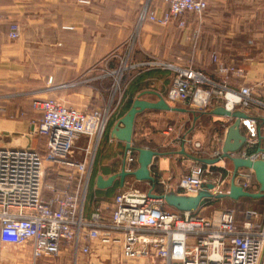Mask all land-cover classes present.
I'll return each instance as SVG.
<instances>
[{
    "label": "built area",
    "instance_id": "built-area-1",
    "mask_svg": "<svg viewBox=\"0 0 264 264\" xmlns=\"http://www.w3.org/2000/svg\"><path fill=\"white\" fill-rule=\"evenodd\" d=\"M162 1L166 8L161 15L151 12L149 4L145 5L139 16V27L150 22L167 28L176 22L180 29H184L187 15H195L201 23L209 2ZM15 30L9 36L12 40L18 38ZM134 43L135 38L131 36L124 46L125 58L130 56ZM217 66V71L224 77L220 83L201 72L184 69L156 57L150 56L148 62L138 65L121 61L117 70L108 71L107 75L113 79L111 100L102 109L88 114L54 99L36 102L35 108L41 118L34 122L35 134L42 137L44 148L0 147V264H15V259H22L20 256L28 250L26 264H41L46 258L58 256L65 245L70 247L77 263L81 255L91 254L94 242L119 247L121 258L128 261L154 256L163 264H264V212L246 210L242 214L243 219H238L234 210L216 211L209 217L200 214L216 200L195 212H171L166 209L164 200L149 197L152 185L144 191L129 188L125 183L115 197L109 222L103 221L100 210L94 212L90 220L85 217L99 145L109 121L123 105L124 88L128 86L127 80L123 82L124 75L129 76L139 67L175 73L167 100L196 112L207 111L214 101H220L230 111L249 108L254 103V89L250 86L239 90L228 87L230 79L242 78L244 71L223 63ZM231 99L235 103L231 104ZM246 121L251 123L249 125L254 131L245 136L246 142L239 151L229 153L225 159H222L223 148L220 145L204 157L200 155L203 144L185 138L184 144L192 147L193 156L219 159V162L203 164L194 160L188 173L175 185L157 174L156 186L158 184L161 190L154 193L175 191L196 196L204 185L212 184V194H229L234 175V168L230 166L234 167V159L264 162V134L261 130L257 132L255 118L249 117ZM172 129L170 126L168 132ZM82 138L88 144L77 148ZM46 162L71 169L62 190L47 194ZM138 168V153L127 152L125 171L133 173ZM234 184L251 194L260 192L253 169L240 168Z\"/></svg>",
    "mask_w": 264,
    "mask_h": 264
},
{
    "label": "crops",
    "instance_id": "crops-1",
    "mask_svg": "<svg viewBox=\"0 0 264 264\" xmlns=\"http://www.w3.org/2000/svg\"><path fill=\"white\" fill-rule=\"evenodd\" d=\"M146 4L156 15H161L166 8L162 0H0V147L44 148L42 137L35 134L34 122L41 118L35 108L36 102L54 99L88 114L102 109L110 81L99 79L104 69L101 61L128 41ZM194 17L187 15V26L181 31L176 22L167 28L145 22L142 27L149 33L145 39L147 51L158 54L166 46V49L174 47L170 48L171 52L178 53L182 49L179 44L193 42L187 48L194 55L193 64L216 83L224 79L217 71L218 63L241 68L244 76L230 79L228 87L239 90L250 86L254 89V103L249 108L237 110L255 118L257 132L261 130L264 134V104L255 102H264V0H209L201 23ZM15 28L18 38L12 40L9 36ZM152 29L157 32L153 34ZM167 50L169 53V48ZM115 67L116 62L111 60V68ZM175 77V73L169 70H138L128 80L129 85L136 79L137 82L132 97L131 94L125 96L121 109L108 124L105 144L109 149L111 147V157L95 177L94 196L85 208L88 220L99 210L104 222L111 220L115 197L122 190L120 180L114 183V193L107 196L108 189L97 188V178L107 179L123 170L126 144L112 139L111 132L139 94L158 93L171 107L185 110H148L136 118L134 146L160 153L151 166L155 179L158 174L175 185L188 173L194 161L192 157H196L191 153L192 147L184 144L185 138L201 142L200 155L204 157L218 145L223 148L227 130L234 119L212 114L213 110L222 107L220 101H214L203 112L169 102L167 92ZM141 99L147 102L159 100L152 93ZM165 113L187 117L188 120L186 124H175V117ZM164 117H169L171 122L163 127ZM249 124L246 120L242 122L244 136L254 131ZM170 126L173 129L168 132ZM61 168L65 170L66 181L71 169ZM130 179L127 178L125 183L130 185ZM156 189L161 190L158 184ZM120 254L119 247L94 242L91 254L81 255L76 264H116L115 256L120 258ZM74 262L70 247L65 245L58 256L46 258L41 264ZM124 264L133 263L127 261Z\"/></svg>",
    "mask_w": 264,
    "mask_h": 264
},
{
    "label": "water",
    "instance_id": "water-1",
    "mask_svg": "<svg viewBox=\"0 0 264 264\" xmlns=\"http://www.w3.org/2000/svg\"><path fill=\"white\" fill-rule=\"evenodd\" d=\"M152 93L156 95L159 100L157 102H147L142 100L145 94ZM167 111V112H176V111H185L178 108L171 107L166 100L158 93L155 92H143L137 96L134 100L131 108L126 113V115L115 125L114 129L111 132V137L114 140L124 142L126 144V154L129 151H135L138 153V163L139 168L133 172L128 173L125 171V162L126 155L124 160L123 170L115 175L110 176L105 179L102 176L97 178V188L100 190H107L114 186V183L117 180H120V185L123 188L126 182V179L129 177L135 178L138 182H147L152 184V188L149 191V197L154 199H162L167 206L177 210L181 213L186 212H195L200 208L211 203L213 200H224L231 199L233 201H239L241 199H264V162H251L250 160L234 159V175L233 181L230 188L229 194H220L214 195L210 191L214 189V185L207 184L203 186V189L196 196H186L179 194L175 191H170L166 194H155L156 190V180L151 173V166L153 165L154 160L160 156L159 152L153 151L148 148H136L133 144V135L135 129V122L137 116L148 111ZM213 115L234 119V123L228 128L225 142L223 145V154L222 159L228 158L229 153H235L239 151L246 142V137L243 135L241 130V125L243 120L249 119V116L243 111H230L225 107H218L212 111ZM264 140V136L262 137ZM185 152V151H183ZM193 160H197L203 164H214L219 162V159L208 160V159H198L192 157ZM240 168L253 169L257 181L260 184V192L257 194H251L245 192L242 188L237 187L234 184V179L237 171Z\"/></svg>",
    "mask_w": 264,
    "mask_h": 264
},
{
    "label": "rangeland",
    "instance_id": "rangeland-1",
    "mask_svg": "<svg viewBox=\"0 0 264 264\" xmlns=\"http://www.w3.org/2000/svg\"><path fill=\"white\" fill-rule=\"evenodd\" d=\"M205 15V14H204ZM196 19L197 22H199V18L194 17ZM191 20V18L189 19V21ZM188 21V20H187ZM159 31V30H158ZM161 31V30H160ZM159 31V32H160ZM181 31V29H180ZM154 32H157V30H153L152 29V33L155 34ZM149 33L145 32L143 27H139V25L136 24V26L133 28L131 36H133L135 38V43L133 45L131 54L129 57H126V48L124 47L126 42L124 44H121L119 49L117 48L114 52H110L108 53V56L105 57L101 63L102 66L104 67V69L102 70L99 79L101 80H109L110 81V85L108 87V92H106L105 94V103L109 102V100H111V88L113 85V79H111V76H108V71L111 72V70H117L120 67V63L127 61L128 64L131 65H138V64H142L145 62L149 61V57H156L159 58L160 60L187 69V68H191L194 71H198L201 72V68L199 67H195V65L193 64L194 62V55L193 53L190 51H188V47L189 45H192L193 42H188L185 41L184 43H181L179 45H181L182 49H180L177 52H171V49L174 47H167L169 48V53H168V48L166 49V46L163 48V50H159L158 54L161 56H159L157 53H151V51H147L149 49H147V44L145 43V39L147 38V35ZM166 35V34H165ZM131 36L129 37V39L131 38ZM128 39V40H129ZM176 47V44H175ZM171 48V49H170ZM145 54H149L146 55ZM146 59V60H145ZM111 60L116 62V67L115 68H111ZM194 65V66H193ZM146 67H139L136 68L134 70L131 71V74L128 76L127 74L124 75V80L123 82L125 83L126 80H131L134 75L137 73L138 70H146L144 69ZM149 69V68H147ZM200 70V71H199ZM135 73V74H132ZM202 73V72H201ZM128 76V78H127ZM126 78V79H125ZM79 83V82H78ZM128 87H129V83L128 86H126L124 88V98L127 95L128 92ZM259 101V100H258ZM260 103H263L262 101H259ZM116 115V114H115ZM114 115V116H115ZM166 116H174V122L175 124H184L188 119L187 117H183V116H179V115H172L170 113V115H167V113H165ZM197 115V113H196ZM169 118V117H168ZM166 117L163 118V122L162 125L163 127L166 126V124H169L171 121H169L170 119H168ZM109 123L111 124V120L109 121ZM186 124V123H185ZM109 126V125H108ZM108 129V128H107ZM109 130V129H108ZM106 133V132H105ZM108 133L109 131H107L106 135H104L98 151H97V156L93 165V173L91 175V184H90V189H89V193L90 191L93 189L94 187V182L96 183L95 177L98 175L99 173V169H103L104 165H106L107 161L109 160V157H111V147L110 149L108 148V144H105V140H107L108 138ZM88 144L87 140H85L84 138H82L78 143H77V148H83ZM77 159H80V157H78ZM45 186L47 188V194H50L51 192H53L54 190H62L65 186V178H64V174H63V168H61V166L58 165H53L51 163H45ZM231 168H234L232 165L230 166ZM65 171V170H64ZM131 184L129 185V188H136L139 190H148L149 185L148 183H136L134 178H131ZM137 184H139L140 186H137ZM89 200L87 198V206H88ZM222 210H234L237 214V218L238 219H243L242 214L244 211L246 210H254L257 212H264V205H260V204H249L246 202H243L241 200L239 201H233L231 199H224V200H220L218 202L214 201L212 204L207 205V207H205L203 210L200 211V214L206 217L211 216L214 212L216 211H222ZM116 247V246H114ZM113 247V248H114ZM28 254H29V250L25 251L23 253V255H21L20 257H22V259L18 258L17 260L15 259V264H26L28 261ZM72 254V253H71ZM113 254V253H112ZM73 256V255H72ZM116 258V264H118V260H120L119 264L122 261V258ZM73 261L74 260V256H73ZM128 260H124V262L122 261L121 264L126 263ZM136 263L139 264L140 262H145L146 264H163L162 261L154 256L151 257H140L137 258L136 260H130L129 263ZM46 264V263H44ZM73 264H76L75 262Z\"/></svg>",
    "mask_w": 264,
    "mask_h": 264
},
{
    "label": "trees",
    "instance_id": "trees-1",
    "mask_svg": "<svg viewBox=\"0 0 264 264\" xmlns=\"http://www.w3.org/2000/svg\"><path fill=\"white\" fill-rule=\"evenodd\" d=\"M136 82H137V79L130 83L129 88H128L127 95L128 94H131V97H132V93L134 92V85L136 84ZM129 103H131V101H129ZM126 107H129V104ZM262 123L264 124V122H262ZM106 133H107V130H106ZM106 133H105V135H106ZM135 147L136 148H139L140 145H135ZM89 188H90V185H89ZM92 190L90 191L89 196L87 194V198H88L89 202H90V199H92V197L94 196V192ZM114 190H115L114 189V186L112 188L108 189L107 196H111V194L114 193ZM157 191H158V189H156V192ZM97 192H98V194H101V192H99V191H97ZM88 193H89V191H88ZM218 201H220V200H216V202H218ZM241 201L246 202V203H249V204H260V205L263 204L264 205V199H241ZM86 204H87V200H86ZM85 208H86V206H85ZM166 209L169 210V211H171V212L181 213V212H178L177 210H175V209H173V208H171V207H169L167 205H166Z\"/></svg>",
    "mask_w": 264,
    "mask_h": 264
},
{
    "label": "bare ground",
    "instance_id": "bare-ground-1",
    "mask_svg": "<svg viewBox=\"0 0 264 264\" xmlns=\"http://www.w3.org/2000/svg\"><path fill=\"white\" fill-rule=\"evenodd\" d=\"M230 103L231 104L235 103V100L234 99H231Z\"/></svg>",
    "mask_w": 264,
    "mask_h": 264
}]
</instances>
